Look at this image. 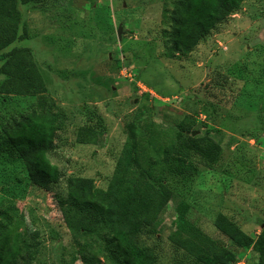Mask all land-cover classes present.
Returning a JSON list of instances; mask_svg holds the SVG:
<instances>
[{
  "label": "rangeland",
  "instance_id": "374dc122",
  "mask_svg": "<svg viewBox=\"0 0 264 264\" xmlns=\"http://www.w3.org/2000/svg\"><path fill=\"white\" fill-rule=\"evenodd\" d=\"M164 0H29L18 3L21 31L13 47H27L47 92L64 112L49 160L62 179L51 191L29 185L23 168L0 165V200L10 191L20 210L18 260L14 264H82L76 242L89 232L81 219L64 220L55 195L65 197L67 177L90 178L105 189L133 123L145 135L152 121L164 137L187 121L190 136L209 131L220 145L219 162L198 165L196 175L170 178L153 210L159 233L147 243L162 264H195L168 240L185 218L234 253L232 264H256L252 249H240L212 224L217 212L250 237L264 229V0H244L239 11L216 26L186 58L163 56ZM119 24L123 36L117 39ZM2 61H0V65ZM35 104V96L0 97V119L10 122ZM94 109L106 124L100 145L78 144L83 111ZM1 122V121H0ZM16 178L23 182L19 186ZM171 195L163 204L164 197Z\"/></svg>",
  "mask_w": 264,
  "mask_h": 264
},
{
  "label": "trees",
  "instance_id": "16d2710c",
  "mask_svg": "<svg viewBox=\"0 0 264 264\" xmlns=\"http://www.w3.org/2000/svg\"><path fill=\"white\" fill-rule=\"evenodd\" d=\"M244 0H164L161 31L163 56L186 58L216 26L239 11ZM29 0H0V97L35 96V104L10 122L0 119V165L21 167L28 184L51 191L62 179L48 155L56 150V139L65 128V115L47 92L44 78L27 47H13L26 36L21 31L18 3ZM84 124L75 132L78 144L100 145L106 124L94 109L83 111ZM145 135L139 136L133 123L127 125L126 138L105 189L90 178L67 177L65 197L55 195L64 220L81 219L91 227L76 242L82 264H162L150 239L159 233V215L153 205L160 187L170 178H189L198 165L213 168L221 147L209 131L191 137V124L177 123L165 136L152 121H145ZM189 133V134H188ZM20 178L16 183L22 184ZM0 200V264L18 260L20 210L15 194ZM167 194L163 204L171 199ZM186 203L176 206L177 221L168 235L175 250L195 264H232L234 253L185 218ZM214 228L240 249H252L256 264H264V229L252 238L222 212L212 218Z\"/></svg>",
  "mask_w": 264,
  "mask_h": 264
},
{
  "label": "water",
  "instance_id": "95a60500",
  "mask_svg": "<svg viewBox=\"0 0 264 264\" xmlns=\"http://www.w3.org/2000/svg\"><path fill=\"white\" fill-rule=\"evenodd\" d=\"M124 32H123V26L122 24H119L117 29V39L120 41L122 39Z\"/></svg>",
  "mask_w": 264,
  "mask_h": 264
}]
</instances>
